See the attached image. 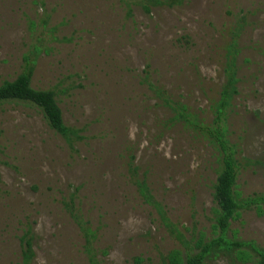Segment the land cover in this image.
<instances>
[{"label": "rangeland", "instance_id": "374dc122", "mask_svg": "<svg viewBox=\"0 0 264 264\" xmlns=\"http://www.w3.org/2000/svg\"><path fill=\"white\" fill-rule=\"evenodd\" d=\"M162 1L128 15L116 0H0V82L27 68L31 87L53 90L82 135L69 149L33 103L0 102V264H20L25 241L30 264H168L217 234L214 152L169 119L147 82L211 120L227 29L242 14L229 112L236 189L264 192V0ZM228 236L247 243L246 255L202 264H253L264 205L240 209Z\"/></svg>", "mask_w": 264, "mask_h": 264}, {"label": "trees", "instance_id": "16d2710c", "mask_svg": "<svg viewBox=\"0 0 264 264\" xmlns=\"http://www.w3.org/2000/svg\"><path fill=\"white\" fill-rule=\"evenodd\" d=\"M127 14L132 13L133 8L140 7L145 13L150 12L151 6L160 0H116ZM171 5V4H170ZM246 15H239L233 26L227 29L228 40L223 44V81L217 90V96L212 99V118L205 121L199 118L185 104L176 100L169 92L157 83L148 81L150 91L154 92L156 98L171 110L170 120L183 122L197 135L205 140L212 148L217 163L216 175L213 180L212 196L215 202V227L217 234L208 240H198L195 244L198 248L193 253H186L182 258L180 252L174 253L169 258L168 264H202L210 256L221 253L240 251L247 243L232 239L228 236L231 220L242 208L252 205L260 207L264 205V192L240 197L236 189V180L239 172L240 161L238 159V144L231 139L229 125V112L235 98L239 95V85L242 82L239 71L241 66L238 61L240 53L239 37L247 24ZM27 58V57H25ZM31 71L27 68L12 80L0 82V102L6 100L28 101L33 103L41 112L47 125L60 135L69 149L75 150V146L82 139L79 128L67 125L62 116L53 90H37L30 84ZM76 151V150H75ZM129 175L136 179L141 186L144 178H140L138 169L133 161L128 166ZM256 252L253 264H264V249L254 247ZM240 255L246 252L240 251ZM33 251L29 241H25L21 251L20 264H30Z\"/></svg>", "mask_w": 264, "mask_h": 264}]
</instances>
